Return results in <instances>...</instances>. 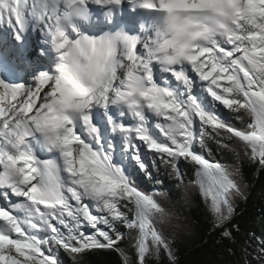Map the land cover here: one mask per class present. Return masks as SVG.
Returning a JSON list of instances; mask_svg holds the SVG:
<instances>
[{
  "label": "snow or ice",
  "instance_id": "obj_1",
  "mask_svg": "<svg viewBox=\"0 0 264 264\" xmlns=\"http://www.w3.org/2000/svg\"><path fill=\"white\" fill-rule=\"evenodd\" d=\"M0 24L18 45L33 25L46 44L32 86L0 77V264H61V251L175 264L184 218L135 179L161 183L162 165L224 227L246 198L242 170L195 145L235 140L264 167V0H0ZM29 59L0 40V65Z\"/></svg>",
  "mask_w": 264,
  "mask_h": 264
},
{
  "label": "trees",
  "instance_id": "obj_2",
  "mask_svg": "<svg viewBox=\"0 0 264 264\" xmlns=\"http://www.w3.org/2000/svg\"><path fill=\"white\" fill-rule=\"evenodd\" d=\"M219 113L226 122L241 126L235 113L224 108H220ZM217 139L207 140L206 149L195 145V150L210 161L239 165L246 197L236 201L224 227H214L215 217L206 207L198 185L191 188L185 199L184 186L178 183L170 167L162 165L157 173L161 183L150 181L141 173L135 176L141 190L160 193L159 201L169 211L179 213L186 221V229L174 242L175 264H259L257 253L264 243V167L239 152L235 140L223 141L230 145L224 147ZM151 159L149 156V162ZM178 167L186 181L194 178V168L190 162L181 160ZM226 229L231 231V238L222 236ZM122 246L130 247V243L126 242ZM59 256L61 264H74L68 254L61 251ZM86 260L88 264H120V257L114 252H95L88 255ZM148 264H171V261L166 254L161 253L149 258Z\"/></svg>",
  "mask_w": 264,
  "mask_h": 264
},
{
  "label": "bare ground",
  "instance_id": "obj_3",
  "mask_svg": "<svg viewBox=\"0 0 264 264\" xmlns=\"http://www.w3.org/2000/svg\"><path fill=\"white\" fill-rule=\"evenodd\" d=\"M6 32L3 33L5 35ZM0 40H4L7 42V45H9V40L7 38H1ZM14 42H16L14 40ZM41 41L40 38H34L31 37L28 42L23 44L22 46L18 47L17 49H21L25 51V54L30 58L28 62L26 63V66H20V67H14L18 71V78L21 83H31L33 74L38 73V67L40 64H33L32 61H35L37 57H39L38 50L40 48ZM35 53L36 55L33 56L32 54ZM7 64V62H5ZM13 67V66H11Z\"/></svg>",
  "mask_w": 264,
  "mask_h": 264
},
{
  "label": "rangeland",
  "instance_id": "obj_4",
  "mask_svg": "<svg viewBox=\"0 0 264 264\" xmlns=\"http://www.w3.org/2000/svg\"><path fill=\"white\" fill-rule=\"evenodd\" d=\"M4 66L7 67V70L0 69V77H3L4 74H5V76L8 77V78H5L6 81L17 82V81H14L13 77L11 76V75H13L15 73L18 74V71L16 70V68L11 67L10 65L5 64V63H4ZM2 72H4V73H2ZM35 76H36V74L35 75L33 74L31 83H24V84H27L28 86H32ZM21 84H23V83H21ZM185 224H186V221H185Z\"/></svg>",
  "mask_w": 264,
  "mask_h": 264
}]
</instances>
